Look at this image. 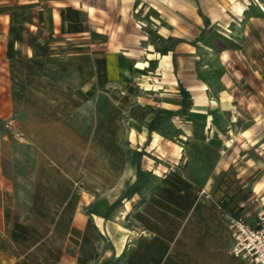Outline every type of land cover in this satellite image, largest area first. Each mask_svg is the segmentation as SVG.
Listing matches in <instances>:
<instances>
[{
  "label": "rangeland",
  "instance_id": "1",
  "mask_svg": "<svg viewBox=\"0 0 264 264\" xmlns=\"http://www.w3.org/2000/svg\"><path fill=\"white\" fill-rule=\"evenodd\" d=\"M252 1L247 9L242 0H128L148 61L130 80L112 78L105 57L96 75L84 40L54 67L15 58L18 102L0 113V264H99L135 242L121 232L144 196L139 213L149 234L128 264H189L188 239L191 247L204 240L193 232L200 209L186 219L192 194L200 207L222 214L223 202L260 222L264 0ZM57 118L78 136H35ZM138 158L150 181L129 201Z\"/></svg>",
  "mask_w": 264,
  "mask_h": 264
},
{
  "label": "crops",
  "instance_id": "2",
  "mask_svg": "<svg viewBox=\"0 0 264 264\" xmlns=\"http://www.w3.org/2000/svg\"><path fill=\"white\" fill-rule=\"evenodd\" d=\"M242 1L248 4L247 9L253 2L252 0ZM127 2L128 0H107L106 3L102 0H91L90 3L81 0L77 3H68V0H0V113L5 106H12L18 102L15 73L19 67L14 65L15 58H22L26 62L33 63L47 62L54 67L67 55L79 54L68 49V46L76 41L84 40L85 45H89V50L92 52L89 65L96 71V75L101 71L99 57L111 59L106 64V72L112 78L118 75L119 78L130 80L137 74L145 73L148 61L147 58H140L142 57L140 47L136 44L139 38L138 27L135 25V20L130 17ZM262 4L264 7V1ZM46 7L51 8L50 18L45 12ZM61 73L65 74L66 69H63ZM58 82L54 86L60 88L64 82ZM112 82L107 83L110 85L113 84ZM90 84L97 87L98 83L92 80ZM52 86L50 84V87ZM79 87H82V83H79ZM54 99H49L51 104L58 100ZM202 118L199 121L208 123V117ZM196 120L197 118L193 117L190 121H186L192 124ZM59 121L57 118L50 125L41 124L37 127L35 136L44 137L47 134L46 130L55 131L49 136L60 137L61 130L66 131L71 137L78 136L72 127L64 126ZM56 141H60V138ZM227 163L228 161L223 160V157L219 161L220 165H227ZM158 190H152L150 195L156 194ZM196 195L190 196L193 203L186 219L200 209L193 232H201L204 240L201 243L194 241L191 247L192 240L188 239L187 250L192 249L195 255L190 259L189 264H243L235 260L229 252L232 239L224 214L204 203L200 207L201 198L198 199ZM132 198L127 199L130 201ZM146 202L145 197L141 207ZM141 207L134 212H128V223L124 222L121 232L124 241L131 234H135L131 237V240L135 242L128 246H120L119 253L111 249L112 254L107 255L105 259L112 255L118 257L122 251L126 250V256L118 264H128L132 260L136 248L146 234H149L146 222L144 223L143 216L139 213ZM176 216V213L172 215L170 224L176 221ZM131 221L134 224H131ZM147 224L149 225V222Z\"/></svg>",
  "mask_w": 264,
  "mask_h": 264
},
{
  "label": "built area",
  "instance_id": "3",
  "mask_svg": "<svg viewBox=\"0 0 264 264\" xmlns=\"http://www.w3.org/2000/svg\"><path fill=\"white\" fill-rule=\"evenodd\" d=\"M201 194L210 197V194L205 190H202ZM219 207L226 217L232 239L230 254L243 259L247 264H264V216H262V212L259 211L260 222L255 226L246 218L225 213L221 206Z\"/></svg>",
  "mask_w": 264,
  "mask_h": 264
},
{
  "label": "trees",
  "instance_id": "4",
  "mask_svg": "<svg viewBox=\"0 0 264 264\" xmlns=\"http://www.w3.org/2000/svg\"><path fill=\"white\" fill-rule=\"evenodd\" d=\"M138 165H139V168L137 170V178H136V181L135 183L130 187V189L128 190V192L126 193V198L130 199L133 197V195L139 190V189H144V188H147L148 187V183L150 181V171L148 172H142V169H141V165H140V158H138V161H137ZM165 180L163 179V182ZM162 183H157L155 185V188H153L152 190H157V189H160L161 185L163 184ZM145 201V197L141 198L140 199V203H144ZM221 208H222V211L225 212V213H230V214H233L235 216H241L243 218H245L244 215H242L240 212H238L237 210H235L234 208L232 207H228V205H225L223 202H221ZM126 256V250H124L118 257H115L114 255H112L111 257L103 260L101 263L99 264H118L120 261H122V259Z\"/></svg>",
  "mask_w": 264,
  "mask_h": 264
}]
</instances>
